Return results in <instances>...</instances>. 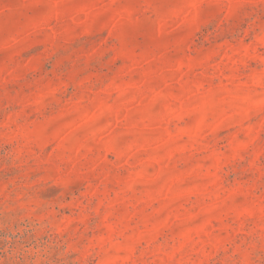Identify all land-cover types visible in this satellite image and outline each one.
Listing matches in <instances>:
<instances>
[{"label":"rangeland","instance_id":"rangeland-1","mask_svg":"<svg viewBox=\"0 0 264 264\" xmlns=\"http://www.w3.org/2000/svg\"><path fill=\"white\" fill-rule=\"evenodd\" d=\"M0 264H264V0H0Z\"/></svg>","mask_w":264,"mask_h":264}]
</instances>
